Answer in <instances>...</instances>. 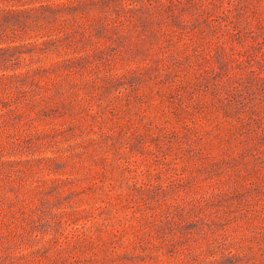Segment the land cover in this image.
I'll return each instance as SVG.
<instances>
[{"label":"rangeland","instance_id":"rangeland-1","mask_svg":"<svg viewBox=\"0 0 264 264\" xmlns=\"http://www.w3.org/2000/svg\"><path fill=\"white\" fill-rule=\"evenodd\" d=\"M0 264H264V0H0Z\"/></svg>","mask_w":264,"mask_h":264}]
</instances>
